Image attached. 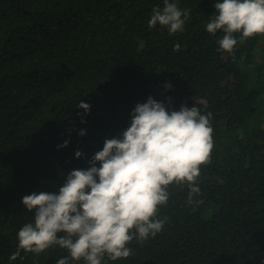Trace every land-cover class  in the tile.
Wrapping results in <instances>:
<instances>
[{
	"label": "trees",
	"instance_id": "trees-1",
	"mask_svg": "<svg viewBox=\"0 0 264 264\" xmlns=\"http://www.w3.org/2000/svg\"><path fill=\"white\" fill-rule=\"evenodd\" d=\"M174 2L189 15L169 34L148 24L163 0H0V264L67 256L53 246L10 260L34 215L22 197L58 193L105 139L122 137L149 96L169 111L211 113V162L201 165L194 203L187 185L169 186L163 229L103 264H264V35L223 52V33L205 27L216 0Z\"/></svg>",
	"mask_w": 264,
	"mask_h": 264
},
{
	"label": "clouds",
	"instance_id": "clouds-1",
	"mask_svg": "<svg viewBox=\"0 0 264 264\" xmlns=\"http://www.w3.org/2000/svg\"><path fill=\"white\" fill-rule=\"evenodd\" d=\"M214 8L205 27L210 34L223 33L217 41L219 50L232 54L238 43L264 35V0H216ZM188 15L174 0H163V8L152 9L148 24L167 27L174 34L183 31ZM180 47L177 43L173 50ZM77 106L85 112L90 109L83 101ZM210 118V112L202 114L195 105L169 111L151 96L138 103L122 137L105 139L90 166L67 173L58 193L33 191L22 197L34 215L18 230V247L10 260L22 259L21 251L39 255L53 246L68 253L56 264L128 258L134 240L142 244L163 229L167 217L160 219L158 212L168 203L169 186L187 185L188 204L200 194V168L211 162L214 146ZM82 155L75 153L77 158Z\"/></svg>",
	"mask_w": 264,
	"mask_h": 264
},
{
	"label": "rangeland",
	"instance_id": "rangeland-1",
	"mask_svg": "<svg viewBox=\"0 0 264 264\" xmlns=\"http://www.w3.org/2000/svg\"><path fill=\"white\" fill-rule=\"evenodd\" d=\"M262 44H264V41H261V42L259 43V45H262ZM255 60H256L257 62L260 61L259 56L256 55V59H255Z\"/></svg>",
	"mask_w": 264,
	"mask_h": 264
}]
</instances>
